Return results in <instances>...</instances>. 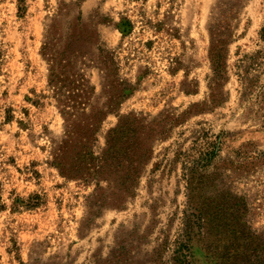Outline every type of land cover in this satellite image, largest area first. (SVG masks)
Masks as SVG:
<instances>
[{
    "label": "rangeland",
    "instance_id": "rangeland-1",
    "mask_svg": "<svg viewBox=\"0 0 264 264\" xmlns=\"http://www.w3.org/2000/svg\"><path fill=\"white\" fill-rule=\"evenodd\" d=\"M216 1L0 0V264H181L188 246L192 264H264V0H237L224 100L184 113L208 103ZM79 17L93 104L107 109L113 73L97 46L129 88L95 150L124 114L167 125L119 202L53 164L65 122L42 47L49 25L64 36Z\"/></svg>",
    "mask_w": 264,
    "mask_h": 264
},
{
    "label": "trees",
    "instance_id": "trees-1",
    "mask_svg": "<svg viewBox=\"0 0 264 264\" xmlns=\"http://www.w3.org/2000/svg\"><path fill=\"white\" fill-rule=\"evenodd\" d=\"M239 3L237 0L216 1L209 23L208 57L213 75L209 83L208 103H194L184 113L203 110V107L196 109L200 105H219L224 100L227 45L234 36L233 22L239 11ZM121 24L124 26L123 33H129L131 22L124 19ZM260 35L264 39V23ZM92 38L93 34L85 30L81 17L64 36L56 22L46 30L42 54L48 61V82L65 122L64 138L53 150V164L68 177H77L86 183L95 180L99 188L100 181H106L111 187L115 202H119L125 195L134 192L143 167L151 157L153 142L165 136L167 125L162 117L149 118L134 112L124 114L119 117L116 126L108 130L104 147L100 151L95 150L102 121L115 109L120 99L127 95L129 88L123 87L119 90L113 51L97 46L98 58L105 64L104 68L113 73L110 74L111 81L108 84L111 93L107 109L93 104L95 89L81 66L85 65L87 56L84 49L91 44ZM255 55L252 56L253 59ZM243 79L248 80L244 75ZM187 251L189 259L180 261L181 264L193 263L191 246L187 247Z\"/></svg>",
    "mask_w": 264,
    "mask_h": 264
}]
</instances>
